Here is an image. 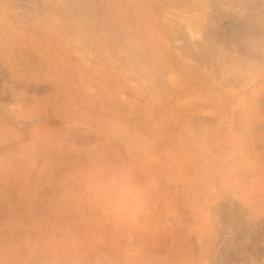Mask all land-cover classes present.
<instances>
[{"label": "rangeland", "instance_id": "rangeland-1", "mask_svg": "<svg viewBox=\"0 0 264 264\" xmlns=\"http://www.w3.org/2000/svg\"><path fill=\"white\" fill-rule=\"evenodd\" d=\"M0 264H264V0H0Z\"/></svg>", "mask_w": 264, "mask_h": 264}]
</instances>
